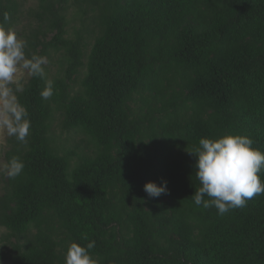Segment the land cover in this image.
Listing matches in <instances>:
<instances>
[{
	"label": "trees",
	"instance_id": "16d2710c",
	"mask_svg": "<svg viewBox=\"0 0 264 264\" xmlns=\"http://www.w3.org/2000/svg\"><path fill=\"white\" fill-rule=\"evenodd\" d=\"M74 1L96 28L73 38L70 0H39L29 14L26 53L60 55L63 76L49 100L37 78L20 96L32 128L5 156L25 168L0 197V259L65 264L71 242L94 240L97 264H264V194L223 216L196 206L187 151L239 134L264 152V0ZM23 7L0 0V22L8 13L15 28ZM56 113L90 138L87 153H59ZM165 180L168 192L148 197L144 185Z\"/></svg>",
	"mask_w": 264,
	"mask_h": 264
},
{
	"label": "clouds",
	"instance_id": "9594fccd",
	"mask_svg": "<svg viewBox=\"0 0 264 264\" xmlns=\"http://www.w3.org/2000/svg\"><path fill=\"white\" fill-rule=\"evenodd\" d=\"M9 20V14L4 13L0 22V137L14 138L25 144L32 122L27 107L20 100L27 83L24 77L44 81L40 92L43 100L54 95V81L47 76L48 57L35 53L29 56L27 42L14 28L5 27ZM253 144V139L247 135L226 134L217 138L202 137L197 147L187 150L197 158L195 178L200 186L191 196L196 206L215 207L223 216L232 209L245 207L254 196L264 194V180L259 175L264 171V152ZM24 168V161L13 155L0 165V173L14 180ZM144 191L148 197L158 198L168 192L167 181L160 185L147 182ZM94 248V240L86 245L71 242L65 264H97L91 253Z\"/></svg>",
	"mask_w": 264,
	"mask_h": 264
},
{
	"label": "rangeland",
	"instance_id": "374dc122",
	"mask_svg": "<svg viewBox=\"0 0 264 264\" xmlns=\"http://www.w3.org/2000/svg\"><path fill=\"white\" fill-rule=\"evenodd\" d=\"M19 2L24 6V14L19 20L18 24L15 25L14 29L17 32L18 36L26 41L27 37L24 38V36H29V34L31 33V29H34L35 27V22H33L29 14L31 11L36 10V8L38 7L39 0H19ZM84 8L85 5L83 6V9ZM80 10V7L75 3V1L70 0L68 5V12L66 14L69 38H73L75 36V33L78 31L86 30V32H88L89 30H93L96 28V25L93 24L91 20L93 14L89 13L88 15L84 16ZM29 19L31 20L29 21ZM85 34L86 33H84V35ZM85 38V54L88 56L91 51L94 39L93 37L89 38L87 36H85ZM48 60L49 63L46 65V72L48 78L52 80H54L55 78H61L63 76L61 71L63 67L61 64V56L52 54V56L48 58ZM86 60L87 58H85V61ZM84 75L85 69H82L80 75L73 83L70 89V93L74 94V92H77L82 88L81 83L84 78ZM24 79L27 80V83L30 80V78L26 76L24 77ZM62 121L63 118L60 116L59 113H56L54 120L52 121L50 133L53 144L56 148L59 149V153L61 155H64L69 151H74L77 155H83L87 153L89 148L91 147V145L89 144L90 138L82 132H68L63 130ZM10 140L11 138L0 137V165L7 162L5 156L9 149L12 147ZM7 179L8 177L0 173V197L5 192ZM4 234H6V230L4 228H0V249L2 245L1 240ZM0 264L11 263L8 261H2L0 259Z\"/></svg>",
	"mask_w": 264,
	"mask_h": 264
}]
</instances>
